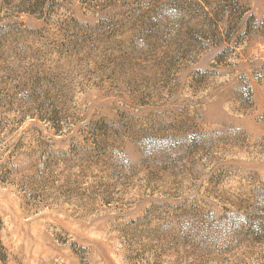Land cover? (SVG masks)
Listing matches in <instances>:
<instances>
[{
	"label": "rangeland",
	"instance_id": "rangeland-1",
	"mask_svg": "<svg viewBox=\"0 0 264 264\" xmlns=\"http://www.w3.org/2000/svg\"><path fill=\"white\" fill-rule=\"evenodd\" d=\"M0 264H264V0H0Z\"/></svg>",
	"mask_w": 264,
	"mask_h": 264
},
{
	"label": "trees",
	"instance_id": "trees-1",
	"mask_svg": "<svg viewBox=\"0 0 264 264\" xmlns=\"http://www.w3.org/2000/svg\"><path fill=\"white\" fill-rule=\"evenodd\" d=\"M205 15H206L211 21H214V20H215L214 16H212L210 12H209V13L206 12ZM214 23H215V22H214Z\"/></svg>",
	"mask_w": 264,
	"mask_h": 264
}]
</instances>
